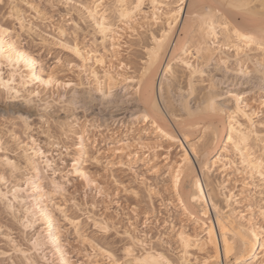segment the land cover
Here are the masks:
<instances>
[{
	"label": "snow or ice",
	"instance_id": "6c2138e0",
	"mask_svg": "<svg viewBox=\"0 0 264 264\" xmlns=\"http://www.w3.org/2000/svg\"><path fill=\"white\" fill-rule=\"evenodd\" d=\"M0 264H264V0H0Z\"/></svg>",
	"mask_w": 264,
	"mask_h": 264
},
{
	"label": "rangeland",
	"instance_id": "374dc122",
	"mask_svg": "<svg viewBox=\"0 0 264 264\" xmlns=\"http://www.w3.org/2000/svg\"><path fill=\"white\" fill-rule=\"evenodd\" d=\"M121 98H124L123 91H121ZM158 100L160 102L161 107L163 108V112L166 113L167 105L165 107L164 100L160 99V95L158 92ZM165 109V110H164ZM96 111L100 112L99 106L96 107ZM168 111V110H167ZM106 116L103 117L105 120V131H106V126L108 122H111L113 127H116L118 123H124V124H129L132 121V118L134 115H138L139 113L142 112V108L139 105L138 101L134 98L131 102L128 100L124 99V102L122 104H119L116 108H114L112 111H107L105 109ZM32 119V117H31ZM175 157V152L171 154V158L173 159Z\"/></svg>",
	"mask_w": 264,
	"mask_h": 264
},
{
	"label": "bare ground",
	"instance_id": "6f19581e",
	"mask_svg": "<svg viewBox=\"0 0 264 264\" xmlns=\"http://www.w3.org/2000/svg\"><path fill=\"white\" fill-rule=\"evenodd\" d=\"M177 36H178V34H177ZM174 43H175V41L173 40V45H174ZM167 56H170V53H167L166 55L162 56V61H164L165 63H166ZM162 76H163V73H160L159 76H154L155 83H154V92H153L152 102L157 104V106H158V110L160 111V114H161V117H160L161 123H163L164 126L166 128H168L170 132L178 133L180 131L179 127L176 126L175 122L171 119L170 114L168 116L164 115L165 112H163V110H162L163 108L161 107L160 102L158 100V92L160 95V80H161ZM165 93H167V82L166 81H165ZM139 105L141 106L142 112H143L144 106L140 103H139ZM165 107H166V104H165ZM167 110H166V112H167ZM25 114H27V113L25 112ZM29 119H31V117H29ZM175 159H176V156L173 158V160H175ZM192 159H193V161H195V157H192ZM194 168L196 170V174L205 180V190H207V175H206V173L201 171L199 163H194ZM210 219L212 221L215 220V213L214 212L211 214ZM200 226L203 227V224H201ZM212 226H213V224L209 223V227H212ZM193 227H195V225H193ZM216 227H217V231H219L218 226H216ZM221 244H222V241H221Z\"/></svg>",
	"mask_w": 264,
	"mask_h": 264
}]
</instances>
